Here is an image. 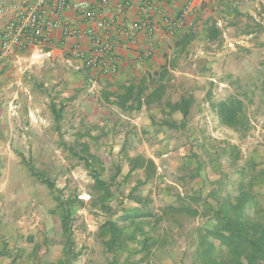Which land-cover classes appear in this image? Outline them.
<instances>
[{"label":"rangeland","instance_id":"obj_1","mask_svg":"<svg viewBox=\"0 0 264 264\" xmlns=\"http://www.w3.org/2000/svg\"><path fill=\"white\" fill-rule=\"evenodd\" d=\"M220 21L219 33L195 32L185 54L145 82L163 86V96L136 111H116L102 91L93 93L71 53L62 62L25 50L0 69V264H197L202 199L213 191L233 199L264 168V9ZM232 96L246 106V136L213 108ZM182 100L185 118L171 108ZM139 157L156 166L150 180L145 165L131 172ZM95 174L113 193L106 203ZM254 191L264 210V183ZM64 201L73 202L69 255ZM135 209L145 217L118 219ZM112 220L145 227L120 254L105 244Z\"/></svg>","mask_w":264,"mask_h":264},{"label":"trees","instance_id":"obj_2","mask_svg":"<svg viewBox=\"0 0 264 264\" xmlns=\"http://www.w3.org/2000/svg\"><path fill=\"white\" fill-rule=\"evenodd\" d=\"M215 32L219 33L217 30ZM196 37L195 32L185 33L178 42L179 49L175 57L184 55ZM148 90L151 89L130 86L122 95L116 97L115 104L123 111H136L140 110L144 104L151 105L161 101L163 86H158L146 94ZM171 108L173 111L181 112L185 118L188 115L189 104L186 100H182L171 105ZM213 108L224 126L233 129L242 136H246L250 131L246 106L241 99L232 96L225 101L214 104ZM51 110L56 120H61L63 111L53 104ZM144 165L148 171L147 180H150L156 167L151 159L139 157L132 160L131 172L144 167ZM248 176L249 181L247 183L241 182L238 195L233 199L231 197L219 198L216 191L211 192L206 199H202L203 216L207 222L203 227L196 230L198 238L197 264H264V210H261L258 194L254 191L257 183H264V168ZM94 179L99 199L102 203H106L113 193L99 174H95ZM49 186L53 188L51 184ZM72 210L73 202L64 201L61 227L66 238L65 249L68 255L71 253L69 220ZM184 211L190 216L200 215L199 208L185 207ZM145 215L139 209H135L125 216H119L118 219L120 220L121 217L123 221L127 218L138 219L145 217ZM118 221L108 222L103 227V235L108 238L105 242L108 249L120 254L125 250L129 241L136 239L134 232L140 229L144 232L145 227L144 225H136L134 228L120 227Z\"/></svg>","mask_w":264,"mask_h":264},{"label":"crops","instance_id":"obj_3","mask_svg":"<svg viewBox=\"0 0 264 264\" xmlns=\"http://www.w3.org/2000/svg\"><path fill=\"white\" fill-rule=\"evenodd\" d=\"M69 1L70 3L88 2L91 6L97 7L100 0ZM30 2L32 0H0V9L3 10V13L0 14V34L5 30L8 21L15 15V6H24ZM148 2L154 7V11L151 13L144 10L139 2H133L123 15H118L116 8L119 0H109L108 7L102 10V16L110 25V32L116 40L114 48L116 69L101 76L100 86L99 83L96 86L97 90L94 91L91 88L90 90L95 94L102 91L107 102L116 107V111L121 110L115 104L116 97L122 95L130 86L145 88V82L155 78L165 67H168L167 61L176 56L175 53L179 49L178 42L185 33L191 31L200 33L202 29H206L210 36L213 29L221 27L220 20L244 12L255 13L264 9V0H251L242 5L236 4L234 0H148ZM189 2L192 5V14L187 20L185 28L171 34L170 23L181 19ZM61 19L70 27L82 31L94 26L93 23L85 21L80 14L70 9L62 14ZM145 21L149 22L152 27L151 34L147 30H135L136 25ZM122 27L130 33L128 37L119 35V30ZM75 42L79 43L84 50L90 51V40L86 36L64 38L61 32L57 31L51 43L52 58H59L64 62L63 56L72 52L71 46ZM48 50L50 49L47 48L45 52ZM27 51L35 54L40 50L29 48ZM150 51L153 54L148 57ZM11 58L12 56L5 62L0 61L2 71ZM84 77L87 79L85 75Z\"/></svg>","mask_w":264,"mask_h":264},{"label":"built area","instance_id":"obj_4","mask_svg":"<svg viewBox=\"0 0 264 264\" xmlns=\"http://www.w3.org/2000/svg\"><path fill=\"white\" fill-rule=\"evenodd\" d=\"M242 5L251 0H234ZM133 2H139L148 13L154 11V7L148 0H119L117 5L118 15H123ZM109 0H100L97 7L88 2L70 3L69 0H32L24 6H15V15L8 21L5 30L0 34V61H3L18 52L29 48H36L41 52L48 50L46 55H51V43L54 34L60 31L64 38H77L80 35L90 40L91 49L86 51L75 42L71 46V53L76 58L75 70L84 72L92 90H97L101 76L107 75L116 69L114 48L115 39L111 34V27L102 16V10L107 8ZM72 10L80 14L85 21L93 23L92 28L82 31L70 27L61 19L66 10ZM3 10L0 9V14ZM192 14V5L189 2L184 9L179 21L170 23L171 34L183 30L186 22ZM135 30H147L152 33L149 22H142L135 26ZM119 35L128 37L130 33L124 27L119 30ZM153 54L148 53V57Z\"/></svg>","mask_w":264,"mask_h":264}]
</instances>
